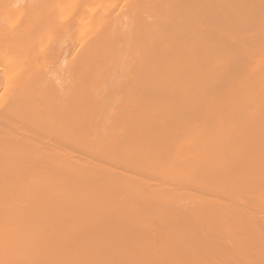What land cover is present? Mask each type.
<instances>
[{"label":"bare ground","instance_id":"obj_1","mask_svg":"<svg viewBox=\"0 0 264 264\" xmlns=\"http://www.w3.org/2000/svg\"><path fill=\"white\" fill-rule=\"evenodd\" d=\"M36 1L0 8V264H264V0ZM78 21L76 55L45 34Z\"/></svg>","mask_w":264,"mask_h":264},{"label":"rangeland","instance_id":"obj_2","mask_svg":"<svg viewBox=\"0 0 264 264\" xmlns=\"http://www.w3.org/2000/svg\"><path fill=\"white\" fill-rule=\"evenodd\" d=\"M6 1H7V2H11V1H12V2H15V3H11V4H12V5H11V4L7 3ZM25 1H26V2H25ZM25 1H24V0H5V1H4V0H0V4H1V5H0V8H3V7L6 8V7H8L9 5H10V7H11V6L14 7V6H13V4H14L15 7H17L18 9L20 8V9L27 10V9L29 8L28 10H30V8H32L31 6H33V4H32V5H29V3H32V2L37 3L36 0H35V1H33V0H32V1H31V0H25ZM38 1H39V0H38ZM67 1H68V0H66L65 2H67ZM69 1H70V0H69ZM76 1H78V2L80 3V0H76ZM81 1H82V0H81ZM98 1H99V0H98ZM1 2H2L3 4H5V5H6V3L9 4V5H7V6L4 5V6H2L3 4H2ZM5 2H6V3H5ZM24 2L27 3V4H25ZM91 2H92V3H91ZM91 2H90V6H91V5H94V3H93L94 1H91ZM95 2H97V0H95ZM108 2H109V1L105 0V3H104V4H106V3L108 4ZM111 2H112V1H111ZM131 2H133L132 5H134V4L136 5V3H137L136 1L134 2L133 0H131ZM139 2H140V1H138L137 4H139ZM74 3H75V1H73V4H74ZM76 3H77V2H76ZM76 3H75V4H76ZM100 3H101V0H100ZM143 3H144V0H143ZM65 4H66V3H65ZM75 4H74V5H75ZM107 4H106V5H107ZM110 4H111V3H110ZM110 4H109V5H110ZM145 4H146V3H145ZM16 5H18V6H16ZM27 5H28V6H27ZM70 5H71V4H69L68 6H70ZM74 5H73V6H74ZM76 5H78V4H76ZM76 5L74 6L73 9H75V7H76V9L78 8ZM96 5H97V4H95V6H93L92 8L89 6L87 9H89V8L94 9L95 7L97 8V6H99V5H101V4H98L97 6H96ZM140 5H141V3L139 4L138 7H140V9H141V6H140ZM142 5H144V4H142ZM65 6H66V5H65ZM65 6H64V7H65ZM104 6H105V5H104ZM144 6H145V10H146V8H148V7H146V5H144ZM144 6H142V7H144ZM148 6H149V5H148ZM12 7H11V8H12ZM71 7H72V6H70V8H69L70 10L72 9ZM100 7H102V5H101ZM107 7H108V6H106L105 8H107ZM109 7H110V6H109ZM109 7H108V8H109ZM149 7H151V5H150ZM8 8H9V7H8ZM17 8H16V9H17ZM96 8L94 9V12H95ZM123 8H125V6H123ZM131 8H132V7H131ZM69 9H67V12H66V10H64V12H66V13L64 14V17H63V18H66L67 15H69V14H68V13H70ZM79 9H80V8H79ZM91 9H90V10H86V8H85L84 11H86V12L83 13L84 15H85V14L88 15V14H89V11H91L90 13H91L92 16H91V17H88V19L86 18L89 22L91 21L90 24L93 23V21H92L93 18L96 19L95 16H94V14L92 13L93 10H91ZM110 9H111V7H110ZM149 9H151V8H149ZM149 9H147V10H149ZM28 10H27V11H28ZM98 10L100 11L101 8H100V9H99V8L97 9V13L99 12ZM141 10H144V9L142 8ZM147 10L144 11V12L147 13ZM72 11H74V10H72ZM87 11H88V12H87ZM128 11H129V10H127V12H128ZM130 11H131V10H130ZM151 11H152V9H151ZM64 12H63V13H64ZM124 12H125V11H124ZM142 12H143V11H142ZM144 12H143V14H145ZM149 12H150V11H149ZM149 12H148V13H149ZM152 12H153V11H152ZM87 13H88V14H87ZM97 13L95 14L96 17H97ZM129 13H131V12H129ZM71 14H72V13H71ZM127 14H128V13H127ZM143 14H142V15H143ZM149 14H150V13H149ZM149 14H148V15H149ZM152 14H153V13H152ZM12 15H13V14H12ZM86 15H85L84 17H86ZM125 15H126V14H125ZM148 15L146 16L147 19H149V16H148ZM150 15H151V14H150ZM15 16H16V17H15ZM15 16L13 15V17H14V19H13V17H12L11 14H10V16H9L10 18H9V19H10L11 21H15V22H17V21L20 22V20L23 19V17H22V18H17V17H18V16H17V13H15ZM55 16H56V15H55ZM62 16H63V14H62ZM65 16H66V17H65ZM89 16H90V14H89ZM93 16H94V17H93ZM151 16H152V15H151ZM26 17H28V15H27ZM50 17H52V16H50ZM143 17H145V16L143 15ZM152 17H153V16H152ZM6 18H7V17H6ZM15 18H16V19H19V20L16 21ZM54 18H55V17L53 16V18H49L47 21L50 20L51 23H52V20L54 21V20L56 19V18H55V19H54ZM67 18H68V17H67ZM150 18H151V17H150ZM9 19H8V20H9ZM86 19H85V20H86ZM8 20H7V21H8ZM10 20H9V21H10ZM85 20H84V22L87 23ZM11 21H10V22H11ZM47 21H45V23H46ZM57 21H58V20H57ZM80 21H81V24H82V20H80ZM15 22H14V23H15ZM84 22H83V23H84ZM94 23H95V21H94ZM81 24H79V21H78V24H76L77 26H75V27H77V28H74V29H73L74 31H72V29H71L72 32H71V31H68V33H67V32H64V33H63V32H62V34H59V35L56 34V33H57L56 31H54L56 35H55L54 32H53V30H54L55 27H53L52 30H51V28H49V30H50L49 32H47L48 29H46V32H45V31H44V32H45V34H48V35H49L50 42H51L53 45L58 44V45H56L57 47H58L59 45H62V44H63V46L65 47V45L67 44V41H69V42L71 41V42H70L71 45H72L73 42H76V43H74V44H77V45H74V44H73L74 49H75V52H74V51L70 52V55H72L73 52H74L75 55H76L77 50H81L82 48L84 49V45H85V46H86V45L88 46V45H89L88 43L91 44V42H93V40H94V38H95V35L97 34V33H95L96 30H94L93 34H91L90 30L93 28V26H92V27H88V28H91V29L89 30V29L86 27V25H85V27H86L85 29L88 30V31H86V30L84 29V26H81ZM88 24H89V23H88ZM88 24H87V25H88ZM90 24H89V25H90ZM79 25H80V27L82 28L83 31L79 30V29H80V27H78ZM44 26H45V25H44ZM94 26H95V24H94ZM99 28H100V27H99V25H98V28H97V29H99ZM77 29H78L79 31H78ZM75 30H76V31H75ZM92 30H93V29H92ZM92 30H91V31H92ZM77 31H78V33H80V31H81V33H80L81 35H80V36H78L79 34H75V32L77 33ZM97 31H98V30H97ZM248 31H250V32L252 31V32L249 33V32H246V31H245V32H244V33H246V34H244V35L246 36V38H245V36H244L245 39H248L249 37H252V36L254 35V31H253L252 29H250V30H248ZM73 32H74V35L72 36V34H70V33H73ZM84 32L87 33V34H85ZM83 33H84V34H83ZM89 33H90L91 36L89 35ZM64 34H65V35L67 34V36H65ZM247 34H248V35H247ZM85 35H86V36H85ZM88 35H89V37H87ZM92 35H94V37H92ZM241 35H242V34H241ZM53 36H54V37H53ZM55 36H59V37H60V40H58L59 37H58V38L56 37L58 42L56 41ZM63 36H64V37H63ZM236 36H237V35H236ZM236 36L234 35L235 38H237ZM242 36H243V35H242ZM65 37H66V38H65ZM79 37H81V38H79ZM90 37H91V39H93V40H90ZM239 37H240V36H239ZM239 37H238V38H239ZM64 38H65V39H64ZM77 38H78V39H77ZM84 38H85L86 40H85ZM87 38H88V39H87ZM235 38H233V35H232V39H231V37H230V39L232 40V41L230 40L231 43H234V41H237V40H238V39L234 40ZM240 38H241V37H240ZM240 38H239V39H240ZM66 39H67V40H66ZM75 39H76V40H75ZM79 39H80V41H79ZM51 40H52V41H51ZM89 40H90V41H89ZM54 41H55V42H54ZM83 41H84V42H83ZM230 41H229V44H230ZM60 42H61L62 44H61ZM59 43H60V44H59ZM79 43H80V44H79ZM52 44H51V46H52ZM64 44H65V45H64ZM70 44H68V45H70ZM78 45H79V46H78ZM63 46H62V47H63ZM73 46H72V47H73ZM75 46H76V47H75ZM87 46H86V47H87ZM52 47H53V46H52ZM67 47H68V46H67ZM54 48H56V47L54 46ZM78 48H79V49H78ZM52 49H53V48H51L50 50H52ZM76 49H77V50H76ZM53 51H54V49H53ZM49 53H50V51H49ZM49 53H48L47 55H49ZM51 53H52V51H51ZM54 53H56V52H54ZM74 53H73V54H74ZM78 53H79V51H78ZM52 54H53V53H52ZM57 55H58V56H56V54H55V55H53V57H52V55H51V56L49 55V57L47 56V57H48V60L51 61V62L49 61V62L51 63V64L49 63L50 67H51V66H52V67H53V66L55 67L56 65H54V64H57V65H58V63H54V62L57 61L56 59H57L58 57H60V55H59L58 53H57ZM68 56H69V55H68ZM47 57H46V58H47ZM54 57H57V58H54ZM72 57H73V56H72ZM72 57H71V58H72ZM52 58H54V59L52 60ZM66 58H67V57H65L64 59H66ZM71 58H70V59H71ZM68 59H69V58H68ZM53 61H54V62H53ZM58 61H62V59L60 58V59H58ZM58 61H57V62H58ZM64 61H65V60H64ZM64 61H63V62H64ZM52 62H53L54 64H52ZM60 63H61V62H60ZM47 65H48V64H47ZM52 67H51V68H52ZM56 67H57V66H56ZM2 91L5 92L4 89H3ZM151 118H152V117H151ZM151 120H153V119H151ZM251 143H252L253 145L258 144V142H256V141H252ZM82 155H83V157H84V154H81V155H80L81 158H82ZM238 169H239V170H238ZM238 169H235V170H236V171L234 170L235 172L232 171V172H231V176L235 177V176H239V175H241V174H244V173H243V172H245L244 169H242V168H238ZM239 171H240V172H239ZM236 172H237V173H236ZM163 185H164V187H165V186H168L169 184L167 185L166 183H164ZM163 185H162V187H163ZM189 191H190V192L192 191V192L196 193V190H194V188H193V190H189ZM49 198L52 199L51 196H50ZM187 201H188V200H186V202H187ZM183 203H184V201H183ZM98 204H100V207H99ZM184 204H185V203H184ZM93 205H95V206H93L92 209H90V212H89V213H90V216L92 217V221L94 220L93 222H95L94 224H93V222H92V224H91V226H93V227H91V231H92V232H96L95 230H98L99 232H101V230L104 231V229H105L104 227H106V225H107V226H108L107 228L111 227L110 229L113 231V232H112L113 234L111 233V236L113 235V237H114L115 235H118L119 232H120L119 230H121L120 228H122L121 225L124 224V223L126 222V218L123 217V216H121V215H114L113 218H112V215H111V216H108V215L105 216V215H104L105 217L102 219V218H101L102 214L100 213V210H101V209H105V210H106L105 212H109L105 207H103V205L106 206V203H105V204H101V203H99V202H97V203L95 202V204H93ZM101 205H102V207H101ZM190 205H192V203L189 201V206H190ZM96 206H98L99 208H98V207L96 208ZM93 208H94V210H93ZM97 209H98V212H97ZM99 209H100V210H99ZM91 210H93V211H91ZM95 210H96V211H95ZM94 211H95V213H94ZM92 212H93L94 214H93ZM98 213H99V214H98ZM91 214H93V215H91ZM95 215H97V217H95ZM109 215H110V212H109ZM106 217H107V218L110 217V218H109V219H106ZM117 217H119V218H117ZM120 217L123 218V219H120ZM95 218H96V219H95ZM124 218H125V219H124ZM100 219H101V220H100ZM104 219H105V220H104ZM97 220H98V221H97ZM102 220H104V222H103ZM110 220H111V222H110ZM80 221H81V220H79L78 222L80 223ZM96 221H97V222H96ZM107 221H109L110 224H109V222H107ZM118 221H119V222H118ZM98 222H99V223H98ZM121 222H122V223H121ZM79 223H78V225H80V226L77 227V228H78V229H76L77 232H79L80 229H81L82 227L86 226L85 223L82 224L83 221H81V224H79ZM96 223H97V224H96ZM99 224H101V225H99ZM81 225H83V226H81ZM96 225H97V226H96ZM104 225H105V226H104ZM116 226L118 227V228H117L118 230H116ZM54 227H55V226H54ZM101 227H103V229H101ZM93 228H95V230H94ZM98 228H100V230H99ZM154 228H155V227H154ZM203 228H208V229H209V227H203ZM89 229H90V228H89ZM98 231H97V232H98ZM152 231H153V229H152ZM152 231L150 232V234L147 235L148 238H144V239H145L147 242L150 243V249H149L148 251H150V250H152V251L149 252V253H152L153 251H155L154 253L158 252V254H157V253H156V254L159 255V254L161 253V250H160L161 244H159V243L156 242V238H157V239H160L163 235H164V236L167 235V234H165V233H166L168 230H167V231L165 230L166 232L164 231V232H163L164 234H162V233H161L162 231L160 232V230H158V228H156V230L154 229V231H153L154 233H153ZM156 231H157V232H156ZM97 232H96V233H97ZM158 232H160V233H158ZM170 232H171V231H170ZM179 233H180V232H179ZM75 234H77V233H75ZM75 234H74V235H75ZM78 234H79V233H78ZM78 234H77V236H78ZM135 234H136V235L139 234V236H138V235L136 236ZM135 234H133L131 237L133 238V237L135 236L134 239L136 238L137 240H139V238H142V239H143V237H146V236L143 235V234H144L143 232H142V234H141V232H137V233H135ZM160 234H162V235H160ZM172 234H173V232H172ZM140 235H141L142 237H141ZM149 235H150V236H149ZM151 235H152V237H151ZM158 235H160L161 237L158 236ZM178 235H179V234H178ZM181 235H183V234H181ZM77 236H76V237H77ZM79 236H80V234H79ZM81 236H82V234H81ZM81 236L78 237L79 240L77 239V241L75 240V242L73 241V239H71V241L74 242V243H76V245L70 241L72 244L69 242V243L71 244V245H69V246H73V245H75V246H73V247H76V246H78L77 244H80V245L82 244V245H83V244H85V243H83V242H89V241L87 240V239H89V237L86 239V236H84V238L82 237V238H83V239H82ZM113 237H111V238H113ZM155 237H156V238H155ZM159 237H160V238H159ZM197 237H198V236H196V237L193 238V240H192L193 242L191 241L190 246H193L195 249H196V248L201 249V248H199V246L201 245L202 249H201L200 251H202V250H203V245L205 244L204 241H203L204 239H198ZM73 238H75V237H73ZM114 238H116V236H115ZM132 238H131V240H132V242H133L134 239H132ZM131 240H128V242H127V241H122V243L120 242L118 245L116 244L117 242L113 244L114 246H117V248L115 247L117 250H120L119 247H120V248H121V247H123V248L125 247V248H126V249H125V248H124V249L121 248V251L119 252V255L125 253L124 250H125V251H128L129 249L131 250L130 247H131V244H133V243L131 242ZM140 240H141V239H140ZM194 240H195L197 243H196ZM200 240H201V241H200ZM123 242H124V243H123ZM125 242H127V243H125ZM134 242H136V241H134ZM198 242H199V243H198ZM205 242H207V241L205 240ZM129 243H130V245H129ZM151 243H153V244L155 243L154 246H152L153 244L151 245ZM193 243H194V244H193ZM202 243H204V244L202 245ZM124 244H125V245H124ZM126 244H127V245H126ZM80 245H79V246H80ZM113 245L111 246L112 248L110 247V249H111L113 252H114V251L117 252V250H115V248H114ZM119 245H120V246H119ZM180 245H181V244H180ZM101 246H102L101 243H98V242L96 243V242H94V244H93L92 247H91L92 249H91L90 251H91V252L98 251V250L101 249ZM118 246H119V247H118ZM127 246H128V249H127ZM181 246H184V245H181ZM181 246H180V248H182ZM153 247H154V248H153ZM204 247H205V246H204ZM53 248H54V247H53ZM93 248H94V249H93ZM113 248H114V250H113ZM157 248H158V249H157ZM51 249H52V247H51V248L49 247V248L46 250V251H47L46 253H48V254L50 255V254L52 253V251L55 250V249H53V250H51ZM110 249H109V250L107 249V251L111 252ZM122 249H123V251H122ZM182 249H183V248H182ZM94 250H95V251H94ZM180 250H181V249H180ZM215 250H216V251L211 252V253H213V254L216 253V254H217V252H218L219 250H224V248L215 249ZM48 251H50V253H49ZM55 251L57 252V249H56ZM107 251L105 250V253H107ZM200 251L198 250V252H197V249H196V252H197V253H196V252H193L192 255L190 256V259H191V257L193 256V254H195V253H196L197 255H196V256H193L194 258H195V257H198V256H200V255H201V256L203 255V257H204V254H200V255H199V252H200ZM121 252H122V253H121ZM181 252H182V254H183V256H184V253H183L182 250H181ZM181 252H180V253H181ZM208 252H209V251H207V253H208ZM59 253H62V250H60V252H57V254H59ZM126 253H127V252H126ZM200 253H206V252H200ZM211 253H210V254H211ZM48 254H46V257H48V256H47ZM52 254H53V253H52ZM52 254H51V259H49L50 257L48 258V263H49V260H51L50 262L53 263L52 258L54 259V261H56V260L58 261V260L60 259V257L55 258V255H56V257H57V254H54V255H52ZM210 254L208 253V257H209ZM59 255H60V254H59ZM59 255H58V256H59ZM61 255H62V254H61ZM61 255H60V256H61ZM133 255H134V254H133ZM135 255H136V256H134V259H136L137 256H140V257H141V254H138V253L136 254V253H135ZM205 255H206V254H205ZM180 256L183 257L181 254H180ZM201 256L198 257V258H195V259L198 260L199 258H201V260H200V262H201V261L203 260V258H202ZM212 256H213V255H212ZM214 256H216V255H214ZM206 257H207V256H206ZM206 257H205V258H206ZM141 258H142V257H141ZM205 258H204V259H205ZM213 258H216V257H213ZM213 258H210V257H209L208 260L206 259V260H203V261L207 263V261H209L210 259H211V261H212ZM55 259H56V260H55ZM195 259H194V260H195ZM137 260L140 261V258L137 257ZM192 260H193V259H192ZM57 261H56V262H57ZM198 261H199V260H198ZM203 261H202V263H204ZM211 261H209V262H210L211 264H214L213 262H216L217 260H216V261L213 260L212 262H211ZM54 263H55V262H54ZM210 263H207V264H210ZM231 263L234 264L235 262L233 263V261L231 262V261H229V260H226L225 262H223V264H231Z\"/></svg>","mask_w":264,"mask_h":264}]
</instances>
